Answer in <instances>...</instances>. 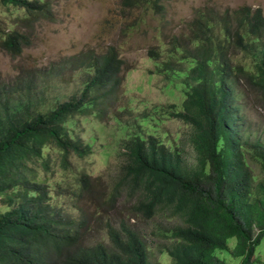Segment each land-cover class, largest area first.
Here are the masks:
<instances>
[{"label":"trees","instance_id":"obj_1","mask_svg":"<svg viewBox=\"0 0 264 264\" xmlns=\"http://www.w3.org/2000/svg\"><path fill=\"white\" fill-rule=\"evenodd\" d=\"M165 0H119L120 17L132 29ZM18 13L14 29L0 28V49L18 56L32 43L35 22L51 16L49 0H0ZM15 12V11H14ZM129 18L130 14H137ZM147 49L154 69L180 104L153 105L133 113L122 97L118 75L124 61L115 46L102 52L87 48L63 56L51 68H20L10 83H0V264H152L143 237L123 213L118 224L100 217L109 242H83L81 233L94 213L80 203L115 206L128 187L136 194L133 216L151 219L162 211L177 217L173 227H159L170 238L161 248L170 264H223L217 251L229 250L250 264L264 238V123L247 124L250 93L264 108V16L259 7L240 5L219 15L198 9L188 31ZM64 69V72L60 71ZM75 69L82 75L78 94L41 110L50 78ZM15 92V94H14ZM116 122L123 173L108 188L95 189L91 176L72 163L91 154L77 134L80 120ZM168 116V117H166ZM162 118L182 121L194 153L162 136ZM250 129V131H249ZM52 153H56L54 157ZM39 167L63 173L73 186L69 206L78 217L54 210L45 189L29 174ZM70 177V178H69ZM84 204V203H83ZM109 217V218H106ZM235 239L230 249L227 241Z\"/></svg>","mask_w":264,"mask_h":264},{"label":"rangeland","instance_id":"obj_2","mask_svg":"<svg viewBox=\"0 0 264 264\" xmlns=\"http://www.w3.org/2000/svg\"><path fill=\"white\" fill-rule=\"evenodd\" d=\"M51 16L39 19L32 35L33 43L18 56L11 55L0 49V83H10L18 74L20 68H51L63 56H69L78 51L90 48L102 52L107 46H115L118 56L124 63L120 66L118 75L121 78L122 97L120 103H127L132 107L133 113H139L144 108L153 105L167 106L172 103L180 104L181 95L178 91L170 94L164 87L165 82L160 75L150 77L154 69L153 60L149 58L147 49L160 47L161 42H168L175 34L188 31L190 21L196 10L211 11L219 15L225 10H231L240 5L252 8L259 7L264 16V0H165L162 3L161 13L151 12L145 17V22L139 27L131 28L120 17L119 0H49ZM15 11V12H14ZM17 12L12 7L0 4V28L3 30L16 28ZM137 14H130L129 18H136ZM55 72V70L53 69ZM64 72V69L60 70ZM82 75L75 69H67L60 77L50 78L48 86L41 99V110H46L56 102L69 99L79 93L82 84ZM15 94V92H14ZM257 95L250 93L249 105L246 106L247 124L252 131H256V122L264 123V108L257 103ZM168 117V116H166ZM116 122L112 115L104 116L97 121L93 117L80 120L77 134L91 146V154L84 159L73 158V165L81 171L87 172L92 179L94 188L98 185L99 191L106 189L115 182L116 177L123 171L122 160L125 155H118ZM162 136L169 137L170 144L178 145L182 155L190 163L194 153L188 143L187 137L191 128L182 121L172 118H162L159 124ZM250 131V129H249ZM54 157L56 153H52ZM35 169L34 180L46 181L43 183L48 199L53 209H61L73 217H78L77 209L69 204V193L72 191L70 181L63 173H55L46 178V173L39 167ZM70 178V177H69ZM134 201L128 191L122 192L115 209L109 210L103 205L98 210L83 200L80 205L87 213H94L88 226L81 233L83 242L91 239L109 242L105 237V229L100 217L109 216L113 223L118 224L120 216L126 213L129 224L135 229L148 246L150 262L152 264H170V258L160 250L170 244V238L158 232L160 227H173L179 223L177 217L166 218V214L157 211L151 219L143 216L134 217L131 205ZM84 203V204H83ZM7 200L0 198V211L7 209ZM109 218V217H106ZM231 249L235 239L227 241ZM216 256L223 264H240L242 258L232 256L229 250L217 251ZM250 264H264V238L256 247Z\"/></svg>","mask_w":264,"mask_h":264},{"label":"clouds","instance_id":"obj_3","mask_svg":"<svg viewBox=\"0 0 264 264\" xmlns=\"http://www.w3.org/2000/svg\"><path fill=\"white\" fill-rule=\"evenodd\" d=\"M251 7V6H250ZM252 8V7H251ZM257 8V7H256ZM254 9V8H253ZM97 52V51H96ZM75 54V53H74ZM73 158H76V157H72V159ZM76 159H78V158H76ZM72 163H73V161H72ZM74 164V163H73ZM33 173H35V171L33 170L30 174H29V178H31V179H33V176H34V174ZM35 181H37L38 183L40 182L39 180H35ZM102 184V183H101ZM100 184V185H101ZM100 185H98V187L100 186ZM108 188V187H107ZM125 190H127L128 191V194H129V196L130 197H133L134 199H135V197H136V194L134 193V192H132L128 187L125 189ZM124 190V191H125ZM123 191V192H124Z\"/></svg>","mask_w":264,"mask_h":264}]
</instances>
